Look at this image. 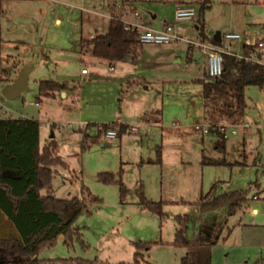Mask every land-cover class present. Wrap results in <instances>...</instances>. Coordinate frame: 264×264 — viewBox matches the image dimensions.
Returning a JSON list of instances; mask_svg holds the SVG:
<instances>
[{
	"label": "rangeland",
	"instance_id": "1",
	"mask_svg": "<svg viewBox=\"0 0 264 264\" xmlns=\"http://www.w3.org/2000/svg\"><path fill=\"white\" fill-rule=\"evenodd\" d=\"M114 1L120 0H2V67L11 73L32 63L28 88L12 98L1 95L2 114L36 118L40 142L56 139L58 154L68 164L54 167L50 187L57 197H82L84 185L100 199L87 202L74 220L84 244L78 234L67 242L59 234L40 249L38 258L131 262L138 251L135 241H140L148 242L139 251L149 264H180L186 248L172 240L176 216L187 214L189 238L206 240L216 234L214 259L225 261L229 255L236 262L264 242V86L245 87L246 108L238 121L219 114L209 120L227 136L221 151L204 118L200 79L205 77V58L199 50L189 59V51L167 49L168 44L136 43L121 61H108L94 57L83 43L91 26L97 32L107 29L108 4ZM175 1L139 0V7L165 14ZM184 1L199 7L197 0ZM203 17L207 33L239 32L242 43L264 39V0H209ZM191 26L187 32L194 35ZM82 68L88 72L83 74ZM40 79L75 87L39 96ZM116 120L130 125L120 136L108 137L99 129ZM119 125L108 128L118 131ZM202 157L240 164L203 163ZM102 172L112 173L115 180H102ZM213 183L219 192L247 187L249 206L231 215L226 208L208 211L193 223L199 213L195 202ZM141 191L148 199L163 201V216L141 206ZM252 206L258 211L251 212Z\"/></svg>",
	"mask_w": 264,
	"mask_h": 264
},
{
	"label": "trees",
	"instance_id": "2",
	"mask_svg": "<svg viewBox=\"0 0 264 264\" xmlns=\"http://www.w3.org/2000/svg\"><path fill=\"white\" fill-rule=\"evenodd\" d=\"M198 3L197 14L194 17L198 33L202 38H209L218 43L205 32L203 11L208 7L209 0H199ZM2 9V0H0V12ZM82 41L90 46L94 57L108 61L122 60L138 43L136 30L126 29L123 22L118 19H110L104 33H97ZM1 42L0 29V88L11 80L9 72L2 67ZM134 55L135 53L132 56ZM200 81L204 118L209 124L208 130L217 134L215 147L224 152L227 136L223 130L213 126L216 121L209 120H212L215 114H219L232 122L238 121L246 108L245 87L251 84L264 86V67L230 54H223L220 76L211 78L206 73ZM74 87L75 85L70 86L67 82L52 79H40L37 84L39 96L53 95L56 91ZM1 97L0 93V99ZM112 123L114 122L103 123L99 129L103 128L106 131ZM39 126L40 123L36 118L2 116L0 113V264H109L82 258H38L40 249L52 245L57 235L63 234L64 241L67 242L73 234H78L73 226L74 220L86 207L87 202L100 200L84 185L81 187V192L85 191L86 194L82 197H57L51 191L54 167L68 166V164L58 154V143L54 137L40 144ZM127 128V124L120 123L118 136L127 131ZM86 138L87 133H84L83 145ZM160 151L158 147V162L161 161ZM202 162L240 164L236 161L229 162L225 158L202 157ZM99 176L104 181L115 180L113 174L109 172H102ZM120 186L121 191L124 192L122 182ZM43 189L47 190L46 193H42ZM247 192L246 187L215 193V184H213L206 192L201 193L195 202L199 213L192 222L201 219L205 212L223 205L226 206L228 214L236 212L246 202ZM140 196L143 208H148L160 216L164 215L162 200L148 199L142 191ZM176 221L172 244L186 248L180 264H209L202 251V243L185 235V227L189 222L188 215L179 214L176 216ZM80 240L84 244L81 238ZM147 245L148 242L135 241L138 251L134 253L132 261L116 264H149L139 251Z\"/></svg>",
	"mask_w": 264,
	"mask_h": 264
},
{
	"label": "built area",
	"instance_id": "3",
	"mask_svg": "<svg viewBox=\"0 0 264 264\" xmlns=\"http://www.w3.org/2000/svg\"><path fill=\"white\" fill-rule=\"evenodd\" d=\"M115 6L119 7V13H108L110 19H118L123 22L126 29L136 30V38L138 43H183L189 52L196 48L205 58V71L211 78L219 77L222 72L223 54H230L236 58L244 59L246 61L259 64L264 67V39H257L255 42L242 43V34L239 32L224 30L220 32V41L215 43L209 38H202L195 29L194 35L187 32L183 25L186 21H192L196 15V7L193 4H179L174 9L173 19L163 23L160 27H152L141 22L139 12L128 4L116 2ZM133 15V19L126 18V15ZM90 37L97 33L95 29L90 28ZM212 37V36H210ZM233 45L238 48L233 49ZM241 47V50L239 48ZM82 72L86 69L82 68ZM31 103V102H30ZM38 104V101L34 102ZM83 123L82 125H85ZM197 127V126H196ZM223 128L221 127V130ZM232 129V132H235ZM105 135L108 137L117 136V130L114 128H107Z\"/></svg>",
	"mask_w": 264,
	"mask_h": 264
},
{
	"label": "crops",
	"instance_id": "4",
	"mask_svg": "<svg viewBox=\"0 0 264 264\" xmlns=\"http://www.w3.org/2000/svg\"><path fill=\"white\" fill-rule=\"evenodd\" d=\"M146 1L149 2V0H146ZM197 1H199V0H197ZM116 2L117 1H114L111 4H108L109 13H119V11H120L119 7H117V6L114 5ZM119 2L122 3V4H128V5L132 6L133 8H135L139 12L138 19L141 22H143L146 25H149V26H152V27H156V28L160 27L163 23H165V22L170 21V20L173 19L174 9L179 4L190 3V4L195 5V7H196V14H197V9H198L197 5L194 2H189V1H184V0H177L174 3H172L169 12L167 11V13H165V14H159L158 11L156 12L154 10H148L147 12H143V10L141 11V9L139 7V3H140L139 0H120ZM126 18L133 19L134 17H133V15L128 14V15H126ZM56 21H59V18H56ZM186 22H188V24H186V26H185L186 27V30H188L189 29V26H191V25H192L191 28H193L194 30L197 29L196 26H195V18L192 21H186ZM108 23H109V21H108ZM107 26H108V24H107ZM90 28L95 29V30L97 29L96 27H93V26H91ZM105 31L102 30L101 33H104ZM205 32L207 33L206 28H205ZM213 33H207V34L209 36H212ZM90 34H89V38H90ZM1 36H2V33H1ZM242 39H243V35H242ZM256 40H254V41H244L243 43H251V42H255ZM148 44L159 45V44H155V43H148ZM166 44H168V46L166 47L167 49H179V50H181L183 52H186V53L188 52L187 47L183 43L172 42V43H166ZM194 49H196V48H194ZM194 49L191 50V52H190L191 54L187 53V57L189 59H192V52L194 51ZM135 57H136V52H135V55L133 56V58H135ZM1 58H2V42H1ZM119 61H121V60H119ZM121 63L123 64V62H121ZM109 68L110 69H113V65L110 64L109 65ZM18 70L19 69L17 68L13 72H11V73L9 72V76H10L11 79L13 77H15V75L18 72ZM87 72L88 71H85V72H82V73L83 74H86ZM204 73L206 74V71ZM69 85L71 86V85H74V84H69ZM37 92H38V88H37ZM33 104H35V103H33ZM0 105H1L0 113L3 116V114H2V112H3V105L1 104V99H0ZM36 105H39V102ZM18 116L28 117V116H26L24 114H19ZM113 122L125 123V124L128 125L127 130L129 129V126L130 125L127 122H123V121H120V120H116V121H113ZM131 126H133V125H131ZM39 139H40V126H39ZM43 143L40 142V144H43ZM252 162L254 163V161H252ZM244 164H247L246 161L244 162ZM213 184H215V187H216V183H213ZM236 189H239V188H236ZM229 190H232V189H226V190H223V191H229ZM223 191H220V192H223ZM215 193H219V191L217 190V187L215 188ZM255 197L258 198V195L253 196V198H255ZM248 206H249V202L246 200V202L243 203V206L242 207H245L246 208ZM219 208H226V206L223 205V206H220ZM222 210H224V209H222ZM256 211H258V208L256 206H252L251 207V212H256ZM226 213H227V208H226ZM234 213H232V214H234ZM228 215H231V214H228ZM240 223H242V221ZM243 224H245V223H243ZM255 225H261V224L255 222ZM193 227H194V225H192V230H193ZM187 231L188 230H187V225H186V227H185V235L188 237ZM229 235H230V229H229V232L226 235L223 236V238H222V242L223 243H225V241L229 237ZM218 237H220V236H218ZM192 239H196L197 241H199V242L202 243V246H201L202 247V251L206 255V259L209 262V264H230V263H228V260L231 261V260L234 259L233 257H229V255L228 256H225V258H224L225 261L224 260L218 261V259H214V257H216V255L214 256V254L212 255V253H213V248L215 247V244H216L217 239H218L216 237V234H211L210 237L208 239H206V240H202L201 238L199 239V238H195V237H193ZM214 239H216V240H214ZM206 259H205V262H206ZM233 262H235V260H233ZM232 264H264V242H260V243L256 244L254 247H251L249 249V251L245 255H242L239 258V260H237L235 263H232Z\"/></svg>",
	"mask_w": 264,
	"mask_h": 264
},
{
	"label": "water",
	"instance_id": "5",
	"mask_svg": "<svg viewBox=\"0 0 264 264\" xmlns=\"http://www.w3.org/2000/svg\"><path fill=\"white\" fill-rule=\"evenodd\" d=\"M212 37L216 41H220V31L216 30ZM32 67V63L28 62L21 67L15 77L4 83L0 88V93L5 98H12L19 95L23 90L28 88V76ZM52 135V134H51Z\"/></svg>",
	"mask_w": 264,
	"mask_h": 264
}]
</instances>
